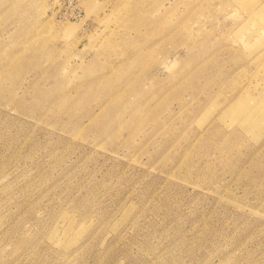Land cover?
<instances>
[{
  "label": "rangeland",
  "instance_id": "374dc122",
  "mask_svg": "<svg viewBox=\"0 0 264 264\" xmlns=\"http://www.w3.org/2000/svg\"><path fill=\"white\" fill-rule=\"evenodd\" d=\"M64 2L0 0V264H264V0Z\"/></svg>",
  "mask_w": 264,
  "mask_h": 264
},
{
  "label": "built area",
  "instance_id": "2783aa9c",
  "mask_svg": "<svg viewBox=\"0 0 264 264\" xmlns=\"http://www.w3.org/2000/svg\"><path fill=\"white\" fill-rule=\"evenodd\" d=\"M83 0H65L59 7V15L62 20H78L81 18L82 10L80 2Z\"/></svg>",
  "mask_w": 264,
  "mask_h": 264
},
{
  "label": "bare ground",
  "instance_id": "6f19581e",
  "mask_svg": "<svg viewBox=\"0 0 264 264\" xmlns=\"http://www.w3.org/2000/svg\"><path fill=\"white\" fill-rule=\"evenodd\" d=\"M81 5V4H80ZM82 8V7H81ZM94 10H95V8H93ZM72 24H68L67 26H65L64 28H63V32L64 33H70L71 31H72Z\"/></svg>",
  "mask_w": 264,
  "mask_h": 264
}]
</instances>
